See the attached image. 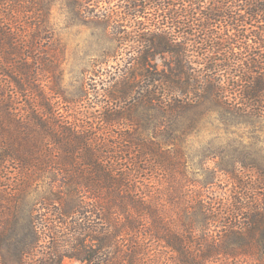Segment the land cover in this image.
<instances>
[{
    "label": "trees",
    "instance_id": "1",
    "mask_svg": "<svg viewBox=\"0 0 264 264\" xmlns=\"http://www.w3.org/2000/svg\"><path fill=\"white\" fill-rule=\"evenodd\" d=\"M53 2L0 0V180L5 166L20 176L13 193L0 183V215L7 210L12 223L0 225V247L14 264H212L220 256L264 264V204L253 207L244 197L225 213L206 205L184 177L182 152L185 132L208 117V101L264 119V0H148L141 9L152 15L134 73L110 94L112 104L126 101L132 80L141 78L142 130L125 124L114 131L123 119L136 122L134 109L108 105L100 116L107 139L62 107L72 102L57 82L63 53L55 54L51 30L36 19ZM218 23L235 35L219 33ZM167 57L161 69L152 66ZM39 173L47 178L38 180ZM38 185L46 194L28 203L20 232L21 203ZM254 209L261 212L246 217ZM211 227L221 230L219 239L208 241Z\"/></svg>",
    "mask_w": 264,
    "mask_h": 264
},
{
    "label": "rangeland",
    "instance_id": "2",
    "mask_svg": "<svg viewBox=\"0 0 264 264\" xmlns=\"http://www.w3.org/2000/svg\"><path fill=\"white\" fill-rule=\"evenodd\" d=\"M53 1L49 13L36 19L40 22L44 20L41 24L47 23L45 25L51 30L52 38L49 36L51 40L49 45L56 50L55 54L63 53V58L58 62L57 82L58 87H61L60 90L72 102L64 103L62 107L68 109L72 117L81 123L86 126L91 125L98 133L107 134L106 139L109 133L106 131L107 127L101 124L100 116L109 109L108 105L122 113L128 108L131 110L133 108L131 115L136 120V124L123 119L114 131H123L125 124L133 126H128V129L142 130L137 123L147 111L137 106L141 78L136 76L132 80L136 88L126 101L112 104L110 94L114 87H117V90L124 88L123 78L134 73V60L141 52L139 36L144 34L143 30L152 15L150 9L148 11L141 9L144 4L148 5V0H79L80 3L71 0ZM36 9H39L38 6L32 8V13H35ZM140 9L142 13H137ZM14 15L11 13L9 16ZM25 21L36 23L32 19ZM223 25L217 24L219 33L224 31L229 33V36L235 35L232 31L228 32L227 28H222ZM249 29L247 25L242 27L246 35V31H251ZM249 44L252 45V42L249 41ZM256 50L259 51V47ZM260 51L264 53V49ZM221 58L218 53L215 59L219 61ZM166 59L168 57L157 58L152 61V66L161 69ZM42 77L45 82L52 80H47L45 74ZM222 79L228 80L227 76ZM234 104L240 108L243 106L241 99L236 101L234 99ZM135 106L137 107L134 108ZM204 108L208 109V117L202 125L194 127L195 129L191 128L182 137V152L188 168V173L184 177L193 183L190 190L200 193L206 205H212L216 210H223L224 213L226 208L239 205L238 199L244 197L253 207L263 205L264 119L232 114L210 101L204 105ZM180 134L182 133L178 135ZM176 147L172 149L175 154L178 150ZM2 170L0 183L8 189V193H13L11 190L16 179L20 178L19 172L12 166H5ZM38 175V180L47 178L46 174ZM177 178L182 179V175L178 174ZM238 182L249 185V190L240 189ZM36 189L34 194L30 193L29 199L21 203L18 220L14 224L20 225V232L27 225L28 203L32 198L40 199L46 194V185H38ZM257 211L261 212L260 209H254L248 212L246 217H252ZM190 214L192 217V213ZM8 216L10 214L7 210L4 211V215H0L1 226L12 225L9 220L11 216L9 218ZM7 219L9 223L6 222ZM215 227L207 231L210 237L208 241H211V238L217 240L221 237V230ZM9 239L10 237L7 241ZM220 257L221 259L215 260L212 264H249V262L255 264L246 259L238 261L225 256ZM64 263L80 264L68 259ZM0 264H14L12 252L4 246L0 247Z\"/></svg>",
    "mask_w": 264,
    "mask_h": 264
}]
</instances>
